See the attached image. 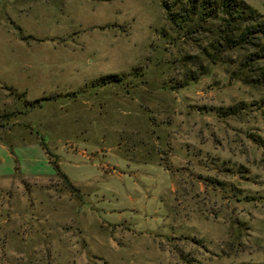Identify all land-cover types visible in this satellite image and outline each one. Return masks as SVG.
Listing matches in <instances>:
<instances>
[{"label": "rangeland", "instance_id": "rangeland-1", "mask_svg": "<svg viewBox=\"0 0 264 264\" xmlns=\"http://www.w3.org/2000/svg\"><path fill=\"white\" fill-rule=\"evenodd\" d=\"M167 1L0 0V264H264V63Z\"/></svg>", "mask_w": 264, "mask_h": 264}, {"label": "trees", "instance_id": "trees-1", "mask_svg": "<svg viewBox=\"0 0 264 264\" xmlns=\"http://www.w3.org/2000/svg\"><path fill=\"white\" fill-rule=\"evenodd\" d=\"M168 22L173 31L180 33L202 29L208 34L211 48L217 52L245 50L242 62L245 69L257 68L264 63V16L241 0H175L165 3ZM258 81H264V67L259 70ZM120 78L109 76L99 80L102 84L117 83ZM28 104V103H27ZM32 106V104H28ZM51 156L47 145L42 143ZM71 189L76 188L61 172L58 162L51 161ZM252 264V263H242Z\"/></svg>", "mask_w": 264, "mask_h": 264}, {"label": "crops", "instance_id": "crops-1", "mask_svg": "<svg viewBox=\"0 0 264 264\" xmlns=\"http://www.w3.org/2000/svg\"><path fill=\"white\" fill-rule=\"evenodd\" d=\"M0 149L5 150L6 148L3 145L0 144ZM10 157H11V155H10ZM3 163H4V160L2 159V156H0V164H3ZM28 174H30V173L27 172V171H24V175L25 176L28 175ZM6 175H10L9 177H11V176H13L15 174H14V172L13 173L11 172V173L3 175V173H2V165H0V178L2 176H6Z\"/></svg>", "mask_w": 264, "mask_h": 264}]
</instances>
